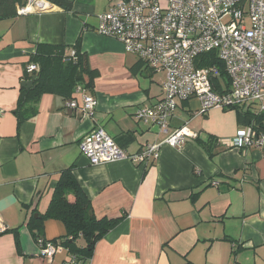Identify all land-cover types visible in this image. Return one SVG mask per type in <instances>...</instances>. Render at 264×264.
<instances>
[{
  "label": "crops",
  "instance_id": "0c3cea01",
  "mask_svg": "<svg viewBox=\"0 0 264 264\" xmlns=\"http://www.w3.org/2000/svg\"><path fill=\"white\" fill-rule=\"evenodd\" d=\"M44 1L46 10L0 20V217L8 229L0 264H264V152L221 141L237 133V109L198 114L199 100H179L167 133L137 120L139 107L162 98L165 73L96 31L99 14L121 0H72V11ZM80 37L95 72L87 90L93 114L67 106L80 100L75 89L70 97L43 94L37 113L19 123L22 81L34 74L27 67L39 44L73 48ZM182 126L197 136L181 147L166 143ZM98 127L129 154L158 144L159 157L92 164L79 142ZM69 169L98 217L123 216L84 262L71 263L67 248L42 258L28 225L47 211ZM65 234L62 221H44L41 236Z\"/></svg>",
  "mask_w": 264,
  "mask_h": 264
},
{
  "label": "built area",
  "instance_id": "2783aa9c",
  "mask_svg": "<svg viewBox=\"0 0 264 264\" xmlns=\"http://www.w3.org/2000/svg\"><path fill=\"white\" fill-rule=\"evenodd\" d=\"M47 7L49 4L43 0H28L18 11ZM98 18L99 34L117 38L127 51L165 73L162 98L153 105L139 107L134 114L137 120L167 133L178 101L191 98L200 102L198 114L253 104L264 112V0H121ZM209 52H215L223 63L229 85L221 78L219 66L204 64L209 59L201 55ZM70 55L76 59V50L72 49ZM38 68L32 62L27 72L35 73ZM220 78L223 81L217 82ZM75 91L80 100L71 99L67 106L92 115L94 95L81 86ZM189 136L197 133L182 126L166 138V143L181 147ZM221 141L235 148L264 152V131L253 124L241 125L234 136ZM79 146L92 164L123 159L151 164L160 154V146L155 143L129 154L102 127L82 138ZM6 230L0 217V233ZM36 242L46 259L66 248L43 236H38ZM76 261L77 256L72 254L71 263Z\"/></svg>",
  "mask_w": 264,
  "mask_h": 264
},
{
  "label": "trees",
  "instance_id": "16d2710c",
  "mask_svg": "<svg viewBox=\"0 0 264 264\" xmlns=\"http://www.w3.org/2000/svg\"><path fill=\"white\" fill-rule=\"evenodd\" d=\"M47 1L64 10H73L72 0ZM27 3L28 0H0V20L17 16L18 9ZM72 47L39 44L31 57V61L39 67L38 71L34 73L37 74V79L31 87L22 86L17 108L19 123L30 119L37 113V103L45 93L70 97L77 86L86 90L93 89L95 72L90 67L88 54L82 51L81 37ZM72 49L76 50V59L70 55ZM201 56L203 59H209L208 61L204 60L205 65L220 67L221 78L229 85L224 65L215 57V52L205 53ZM34 74L28 78H32ZM221 78L217 82L222 80ZM215 87L217 90H221L219 85H215ZM233 109H237L241 125L253 124L259 131H264V112L258 111L256 106L233 107ZM70 195H73V200L69 198ZM122 218L123 216L117 218L98 217L91 200L74 177L72 170L69 169L61 175L47 211L38 218L31 217L28 225L37 238L41 236L46 219L62 221L66 227V234L53 241L69 249L72 254L77 256V260L84 262L92 257L96 243Z\"/></svg>",
  "mask_w": 264,
  "mask_h": 264
},
{
  "label": "water",
  "instance_id": "95a60500",
  "mask_svg": "<svg viewBox=\"0 0 264 264\" xmlns=\"http://www.w3.org/2000/svg\"><path fill=\"white\" fill-rule=\"evenodd\" d=\"M47 8H40V9H38V11L46 10ZM36 79H37V74H34L30 80L22 81V86L23 87H31Z\"/></svg>",
  "mask_w": 264,
  "mask_h": 264
},
{
  "label": "bare ground",
  "instance_id": "6f19581e",
  "mask_svg": "<svg viewBox=\"0 0 264 264\" xmlns=\"http://www.w3.org/2000/svg\"><path fill=\"white\" fill-rule=\"evenodd\" d=\"M44 1V0H43ZM41 3V1H39ZM45 2V1H44Z\"/></svg>",
  "mask_w": 264,
  "mask_h": 264
}]
</instances>
